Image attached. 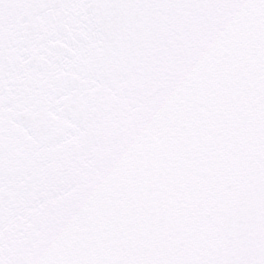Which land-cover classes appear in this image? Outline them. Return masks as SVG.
<instances>
[{
	"label": "snow or ice",
	"instance_id": "snow-or-ice-1",
	"mask_svg": "<svg viewBox=\"0 0 264 264\" xmlns=\"http://www.w3.org/2000/svg\"><path fill=\"white\" fill-rule=\"evenodd\" d=\"M0 264H264V0H0Z\"/></svg>",
	"mask_w": 264,
	"mask_h": 264
}]
</instances>
